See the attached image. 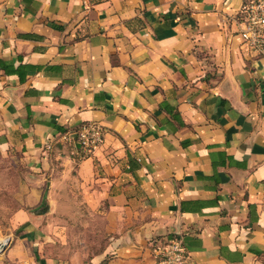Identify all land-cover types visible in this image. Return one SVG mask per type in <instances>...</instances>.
<instances>
[{
  "label": "crops",
  "instance_id": "1",
  "mask_svg": "<svg viewBox=\"0 0 264 264\" xmlns=\"http://www.w3.org/2000/svg\"><path fill=\"white\" fill-rule=\"evenodd\" d=\"M246 1L0 0V264H264Z\"/></svg>",
  "mask_w": 264,
  "mask_h": 264
},
{
  "label": "built area",
  "instance_id": "2",
  "mask_svg": "<svg viewBox=\"0 0 264 264\" xmlns=\"http://www.w3.org/2000/svg\"><path fill=\"white\" fill-rule=\"evenodd\" d=\"M243 21L239 30L243 46L256 56L264 57V0H248L242 8ZM104 143V129L97 122L82 126L76 133L80 160L89 159ZM188 256L179 238H168L154 251L153 264H187Z\"/></svg>",
  "mask_w": 264,
  "mask_h": 264
}]
</instances>
